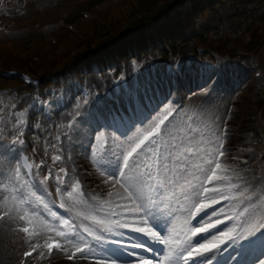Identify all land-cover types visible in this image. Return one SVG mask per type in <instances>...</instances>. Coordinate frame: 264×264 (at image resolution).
<instances>
[{"label":"snow or ice","instance_id":"obj_1","mask_svg":"<svg viewBox=\"0 0 264 264\" xmlns=\"http://www.w3.org/2000/svg\"><path fill=\"white\" fill-rule=\"evenodd\" d=\"M180 75L169 67L163 81L151 74L134 77L107 96L97 95L81 113H66L79 88L62 103L39 107L30 93L20 95L25 89L9 93L12 114L0 121V176L6 181L0 201H11L12 207L0 212V220L13 213L28 223L34 217L63 241L41 244L39 231L22 227L31 238L25 259L38 249L44 257L55 248L72 264H115L106 249L119 245L153 259L159 254L157 264H197L209 253L226 252L229 243L264 234V149L257 152L252 136L232 123L227 109L213 112L210 99L198 109L202 120L190 116L186 101L206 88L208 98L219 96L216 82L185 89ZM57 118L65 122L58 124ZM34 130L55 150L51 165L44 157L35 162ZM177 214L186 226L183 240L172 223ZM159 220L169 222L164 233L155 227ZM225 220L231 227L208 232ZM132 234L145 239L125 244ZM152 245L162 249L158 253ZM127 254L129 264H153L136 251ZM257 264H264V257Z\"/></svg>","mask_w":264,"mask_h":264},{"label":"rangeland","instance_id":"obj_2","mask_svg":"<svg viewBox=\"0 0 264 264\" xmlns=\"http://www.w3.org/2000/svg\"><path fill=\"white\" fill-rule=\"evenodd\" d=\"M19 6H24L25 5V1L24 0H18ZM34 3V6H37L39 8H45V7H49L51 5H53L55 2H57L58 0H32ZM92 1L94 0H76L75 3L71 2V0H69V6H68V0H66L65 4L67 9H73L77 4H90ZM209 1V0H207ZM213 1V0H212ZM70 7V8H69ZM217 9H215L214 13H211L207 16L205 23L207 24V26H209L211 28V32L213 34L214 37L216 38H220V37H225V35H227V37L231 38L232 40H229V48L233 49L236 51V49L240 46H237L233 41L234 40V36L235 35H240L245 33V31H247V28L251 25L252 21L255 22H259L260 16L264 11V8L262 7H254V6H247V5H240L239 3H237V1H233V0H225L224 4H217L216 5ZM35 8V7H34ZM187 11L191 12L190 9V5L187 4ZM197 19V23L198 26H200L201 24V20L199 17L196 18ZM26 28L29 31L30 34V38L32 37H36L37 34L35 31H32V27L31 26H22L20 28ZM259 29L261 30V32H264V23H261L258 25ZM54 31L53 28H50L47 31V35L49 36L52 32ZM164 35L168 34V30L166 29L164 31ZM200 34V33H199ZM249 34V33H248ZM183 35L185 38H188L189 35L188 33H186V31H183ZM230 35V36H229ZM14 39H17L19 41H27L26 38L27 36L24 35V33H20L18 34L16 37H13ZM181 44L180 45V49L179 52L184 53V57H187L189 55V51L193 49L192 44L188 43H182L184 42L182 39H180ZM16 44L15 42H13V40L11 42H9L6 47H15ZM239 50V49H238ZM31 53V51H27V53H25L26 55ZM17 53V52H15ZM12 58L16 59V56L9 54ZM241 56V55H240ZM246 59V58H245ZM264 66V57L263 60L259 59ZM243 61V59H241L240 63ZM82 63V62H81ZM246 64V60L243 61V64L241 65V67H244V65ZM82 65V64H81ZM82 67H85V64L83 63ZM264 69V68H263ZM229 71H231V73L236 74L238 71H240V69H235L234 68H229ZM93 73H87V76L85 78V81L90 83L92 86L98 88L99 87V81L97 80L96 77H91ZM161 75V74H158ZM238 78V77H237ZM236 78V79H237ZM235 79V80H236ZM226 88H228V90H231L233 88V84L231 83V78L228 77L226 78ZM188 85V84H187ZM249 91L243 93L242 95V99H245V97L248 95ZM70 94V92H69ZM199 97H194L190 100L191 105L190 107H188V110H191L193 108L196 109V102H200ZM230 100V99H229ZM228 105H229V101H225L221 107L217 108V111H214L217 115L223 114L225 112V110H228ZM244 106L240 105L239 109H243ZM256 103L254 102L253 104H251V107L249 109V111H251L253 109V113L254 115H256L259 119L258 122L256 123H252L248 126V130H249V134L254 135L253 144H258L260 142V140L256 137H261V135L259 134L260 129L263 128L264 130V112L262 111V109H258L260 110V112L256 113ZM199 114V112H198ZM200 115V114H199ZM250 117V116H249ZM203 117L199 116L198 120H202ZM256 135V136H255ZM262 149L259 150V152ZM6 183V181L4 180V178L2 176H0V194H3V192L5 191L4 188V184ZM11 201H8L7 203L0 201V211H3L5 208H10L11 205ZM16 213H13L12 217L10 218V220L4 224L2 227H0V264H16V260L19 257V254L22 252V244L20 243V231H19V227H20V223H16Z\"/></svg>","mask_w":264,"mask_h":264},{"label":"trees","instance_id":"obj_3","mask_svg":"<svg viewBox=\"0 0 264 264\" xmlns=\"http://www.w3.org/2000/svg\"><path fill=\"white\" fill-rule=\"evenodd\" d=\"M163 1H170V0H163ZM248 3L255 2L257 0H246ZM157 5L154 2H151V0H146L141 2L139 10L142 11V13H149L152 12L154 8H156ZM174 13V11H171V15ZM139 13H136V15Z\"/></svg>","mask_w":264,"mask_h":264}]
</instances>
